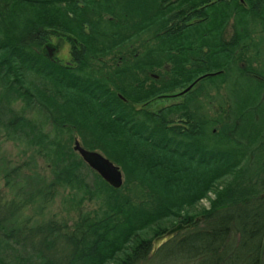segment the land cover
<instances>
[{
	"label": "trees",
	"instance_id": "obj_1",
	"mask_svg": "<svg viewBox=\"0 0 264 264\" xmlns=\"http://www.w3.org/2000/svg\"><path fill=\"white\" fill-rule=\"evenodd\" d=\"M55 35L70 64L49 57ZM263 56L264 0H0V135L52 173L0 168V264H264ZM60 191L73 224L46 218ZM175 222L190 227L151 256Z\"/></svg>",
	"mask_w": 264,
	"mask_h": 264
},
{
	"label": "rangeland",
	"instance_id": "obj_2",
	"mask_svg": "<svg viewBox=\"0 0 264 264\" xmlns=\"http://www.w3.org/2000/svg\"><path fill=\"white\" fill-rule=\"evenodd\" d=\"M47 47L53 50L54 58H57L58 60L64 62L65 64L71 63V45L67 40L55 35L51 38L50 45H47ZM263 60H264V56H263ZM36 83L37 85H41L40 80H36ZM176 91L178 92V90ZM215 96H217V93L215 91H211V97H214V102H211V105L206 106V110H208L213 116H216V113L219 111L218 108L219 98H215ZM203 99L204 98H201L200 100L203 101ZM179 101H182V99L178 97H174V95H172L164 98H156L152 101L147 102L141 107H144L151 111H158L164 107H168ZM23 107L24 105L21 102H19L16 105V108L19 111H22ZM39 109H40L39 106H34L32 110H29L26 114L30 118L38 117L39 120H41L42 118H44L42 114H39L40 117L36 116L39 113L38 111ZM176 118L177 121H181V119H179L178 117ZM50 129L51 127L48 128V130ZM78 140L80 139L78 138ZM30 163L33 164V167L31 166L26 167V169L23 171L24 173L30 174L31 172L32 173L37 172L43 176H46L47 179L49 178L51 180L52 178L51 169L40 157L33 154L32 150L22 147L21 143H15L11 140H7L5 134L0 135V168L2 166L22 167L23 165ZM85 176L87 177L88 182H90L93 178L92 172H85ZM67 194L68 192L60 191L55 202L52 204L51 208L46 212L47 219L56 218L59 220H65L70 224L74 223V221L77 219V212L69 211L70 209H68L67 206L65 205L64 201L67 198L66 197ZM0 197L2 198L10 197L9 190L6 187V182L1 172H0ZM213 198H214V194L209 196L206 200L202 201L199 204V206L196 207L197 211H200L202 209H207ZM97 207L98 204L96 203V201L87 202V204L82 208V210L92 212L95 209H97ZM177 225H179L178 222H175V224L172 227H170V225H168L167 227L171 229L176 227ZM149 237L152 238L153 241L156 239V237L153 236L152 233L149 234Z\"/></svg>",
	"mask_w": 264,
	"mask_h": 264
},
{
	"label": "water",
	"instance_id": "obj_3",
	"mask_svg": "<svg viewBox=\"0 0 264 264\" xmlns=\"http://www.w3.org/2000/svg\"><path fill=\"white\" fill-rule=\"evenodd\" d=\"M48 55L50 58L53 57V50L48 47ZM194 84L180 93L179 95H184L192 89ZM178 96V95H177ZM74 151L77 152L83 161L96 173H98L110 186L115 189H120L124 185V173L120 167L115 165L112 161L106 158L103 154L97 151H90L84 148L79 140H76L74 143ZM190 226H185L179 224L176 227L170 229L167 233L162 236H159L154 240V248L151 253V256H154L157 251L165 243L169 242L175 235L189 228Z\"/></svg>",
	"mask_w": 264,
	"mask_h": 264
}]
</instances>
